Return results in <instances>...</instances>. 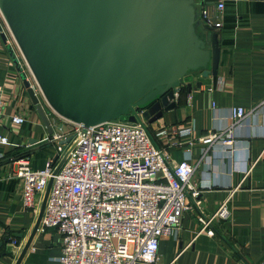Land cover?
Returning <instances> with one entry per match:
<instances>
[{
	"label": "crops",
	"instance_id": "obj_1",
	"mask_svg": "<svg viewBox=\"0 0 264 264\" xmlns=\"http://www.w3.org/2000/svg\"><path fill=\"white\" fill-rule=\"evenodd\" d=\"M211 2L194 0L198 33L206 28L201 7L207 4L215 10ZM220 19L221 27L213 29L220 47L216 74H196L193 79L201 81L199 87L180 91L173 109L146 122L154 142L172 164L186 160L194 166L190 183L197 192H187L189 208L176 230L159 239L152 264H264V0H224ZM0 25L6 36L5 42L0 36L4 101L0 134L7 137L6 143H0V264H58L62 236L38 222L47 189L37 197L38 210L26 209L12 161L26 157L31 168L40 169L48 159L55 161L56 143L46 142L51 135L7 45L34 88L35 83L1 14ZM238 106L245 115L236 121L231 110ZM15 114L23 115L25 121L15 124L11 119ZM187 127L189 133L181 131ZM229 131L233 138L229 146L200 141L211 132L224 135ZM246 161H255L247 174L243 171ZM225 200L229 216L213 220L212 236L198 233V216L213 214Z\"/></svg>",
	"mask_w": 264,
	"mask_h": 264
},
{
	"label": "water",
	"instance_id": "obj_2",
	"mask_svg": "<svg viewBox=\"0 0 264 264\" xmlns=\"http://www.w3.org/2000/svg\"><path fill=\"white\" fill-rule=\"evenodd\" d=\"M0 13L38 93L6 48L49 134L66 133L60 118L90 126L136 121L142 110L151 123L183 88L201 85L196 74H216L218 36L206 24L196 31L194 0H0ZM0 36L5 42L1 25Z\"/></svg>",
	"mask_w": 264,
	"mask_h": 264
},
{
	"label": "built area",
	"instance_id": "obj_3",
	"mask_svg": "<svg viewBox=\"0 0 264 264\" xmlns=\"http://www.w3.org/2000/svg\"><path fill=\"white\" fill-rule=\"evenodd\" d=\"M207 1L215 2V10L203 4L201 17L208 27L218 29L224 0ZM3 106L0 85V117ZM231 112L236 121L245 115L240 106ZM134 114L136 121L110 119L90 126L60 118L71 131H56L46 138V142L56 143L57 161L65 156L56 173V160L51 158L40 169L31 168L26 157L12 160L26 209L38 210L37 197L51 179L40 223L62 236L58 264L154 263L159 239L176 230L189 208L187 192L197 194L190 183L194 166L186 160L172 164L154 142L142 110ZM11 119L15 124L25 121L20 114ZM181 131L189 133L190 128ZM68 135L71 139L61 143ZM200 141H218L226 147L233 138L230 131L224 135L211 132ZM6 142L7 137L0 134V143ZM254 163L245 162V174ZM227 201L213 214L198 216V233L214 234L213 220L229 216Z\"/></svg>",
	"mask_w": 264,
	"mask_h": 264
},
{
	"label": "rangeland",
	"instance_id": "obj_4",
	"mask_svg": "<svg viewBox=\"0 0 264 264\" xmlns=\"http://www.w3.org/2000/svg\"><path fill=\"white\" fill-rule=\"evenodd\" d=\"M8 30V29H7ZM15 43V42H14ZM61 121H59V123H60ZM56 126H58V125H56ZM63 130L65 131V132H69L70 130H71V126L70 125H67V124H65V123H63Z\"/></svg>",
	"mask_w": 264,
	"mask_h": 264
},
{
	"label": "trees",
	"instance_id": "obj_5",
	"mask_svg": "<svg viewBox=\"0 0 264 264\" xmlns=\"http://www.w3.org/2000/svg\"><path fill=\"white\" fill-rule=\"evenodd\" d=\"M184 90H186V88H183V89H182V91H184ZM124 119H125V117H124Z\"/></svg>",
	"mask_w": 264,
	"mask_h": 264
}]
</instances>
